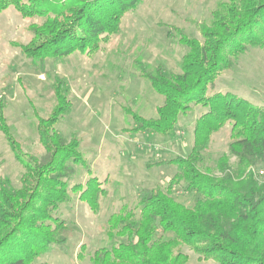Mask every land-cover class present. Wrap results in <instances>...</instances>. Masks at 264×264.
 <instances>
[{
  "label": "trees",
  "instance_id": "trees-1",
  "mask_svg": "<svg viewBox=\"0 0 264 264\" xmlns=\"http://www.w3.org/2000/svg\"><path fill=\"white\" fill-rule=\"evenodd\" d=\"M140 0H0V13L13 6L32 23L33 38L20 44L34 64L74 52L90 54L120 31L122 17ZM209 24H202V40L181 33L189 50L179 72L163 66L148 69L138 63L141 77L164 97L156 116L135 113L133 134L152 131L172 135L181 116L194 105L205 111L194 125V144L189 155L155 162L171 164L178 171L166 190L155 187L142 194L140 214L123 207L108 220V237L127 238L111 247L97 249L93 264H192L183 251L192 246L202 259L219 264H264V182L254 167L264 162V107L231 92L216 90L223 70L231 69L250 47L264 49V0H224L212 12ZM56 104L52 113L38 117L43 154L25 152L6 121L0 102L2 130L25 171L21 185L12 188L0 181V264L35 263L53 245L67 242V225L55 212L72 200V194L97 212L106 194L102 181L92 175L85 183L71 185L73 165L86 164L80 150L81 138L64 136L57 128L70 112L63 82L54 83ZM231 126L228 152L217 162L219 175L203 167L212 137ZM231 157L236 163H231ZM152 165H148L151 168ZM184 183L190 193L200 194L190 207L172 195L176 184ZM173 233L157 238V233Z\"/></svg>",
  "mask_w": 264,
  "mask_h": 264
},
{
  "label": "rangeland",
  "instance_id": "rangeland-1",
  "mask_svg": "<svg viewBox=\"0 0 264 264\" xmlns=\"http://www.w3.org/2000/svg\"><path fill=\"white\" fill-rule=\"evenodd\" d=\"M221 1L224 0H140L122 17L119 33L111 35L97 51L74 52L37 64L25 55L20 44L33 38L31 24H41L43 19L26 18L13 6L0 13V102L13 137L23 151L43 154L38 117L46 118L52 113L58 77L71 107L57 128L67 138L73 134L81 138L80 150L86 163L73 165L70 183H85L92 173L106 190L97 212L75 194L69 203L60 206L55 215L67 225V242L53 245L35 263L93 264L91 257L97 249L127 241L109 239L110 216L125 206L139 215L143 193L155 187L168 188L177 166L154 164L190 154L194 125L205 109L194 105L192 113L181 116L176 131L167 137L152 131H126L135 126L133 112L155 117L157 106L164 101L141 77L138 63L148 69L161 65L167 72H179L189 50L180 41L181 33L202 40L200 26L211 22L212 12ZM216 90L234 93L264 107V49L250 47L240 55L231 69L220 73ZM230 135L229 124L213 135L203 167L220 174L217 162L228 152ZM231 163L235 165V157H231ZM24 171L0 130V181L5 179L10 187L18 188ZM254 173L259 182H264V162L254 167ZM172 195L190 207L201 197L188 192L184 183L176 184ZM172 236L173 233H157V238ZM183 251L192 264H219L200 258L192 246L185 245Z\"/></svg>",
  "mask_w": 264,
  "mask_h": 264
}]
</instances>
